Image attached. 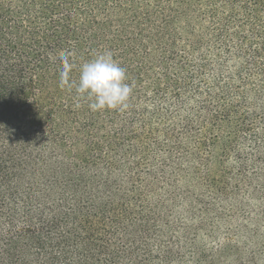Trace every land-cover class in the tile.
I'll list each match as a JSON object with an SVG mask.
<instances>
[{
	"label": "trees",
	"instance_id": "trees-1",
	"mask_svg": "<svg viewBox=\"0 0 264 264\" xmlns=\"http://www.w3.org/2000/svg\"><path fill=\"white\" fill-rule=\"evenodd\" d=\"M0 264H264V0H0Z\"/></svg>",
	"mask_w": 264,
	"mask_h": 264
},
{
	"label": "clouds",
	"instance_id": "clouds-1",
	"mask_svg": "<svg viewBox=\"0 0 264 264\" xmlns=\"http://www.w3.org/2000/svg\"><path fill=\"white\" fill-rule=\"evenodd\" d=\"M126 79V70L113 59L111 51H105L81 66L78 84L70 81L67 71L62 72L61 86H75L78 96H86L91 101L89 108L92 111H123L128 107L132 92V87L125 83Z\"/></svg>",
	"mask_w": 264,
	"mask_h": 264
}]
</instances>
